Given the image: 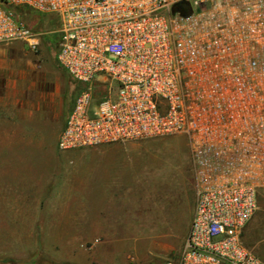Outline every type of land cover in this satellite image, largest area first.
I'll list each match as a JSON object with an SVG mask.
<instances>
[{
	"label": "built area",
	"instance_id": "obj_1",
	"mask_svg": "<svg viewBox=\"0 0 264 264\" xmlns=\"http://www.w3.org/2000/svg\"><path fill=\"white\" fill-rule=\"evenodd\" d=\"M55 14L58 62L83 84L60 150L185 135L196 204L168 264H262L242 240L264 187V0H0V42Z\"/></svg>",
	"mask_w": 264,
	"mask_h": 264
},
{
	"label": "rangeland",
	"instance_id": "obj_2",
	"mask_svg": "<svg viewBox=\"0 0 264 264\" xmlns=\"http://www.w3.org/2000/svg\"><path fill=\"white\" fill-rule=\"evenodd\" d=\"M13 10L40 34V44L33 48L22 40L0 42V264H168L177 260L196 204L187 137L173 134L60 150V133L83 84L73 81L57 63L59 18L20 7ZM94 148L98 150L92 156L89 151ZM7 162H134L133 181L126 185L124 223L116 225V230L77 231L63 223L35 230L36 215L30 207L58 200L34 198L36 193L28 191L25 180L6 173V165L12 164ZM60 185L69 191L81 184L68 176ZM59 201L69 212L70 200ZM258 205V221L245 243L264 264V187Z\"/></svg>",
	"mask_w": 264,
	"mask_h": 264
},
{
	"label": "crops",
	"instance_id": "obj_3",
	"mask_svg": "<svg viewBox=\"0 0 264 264\" xmlns=\"http://www.w3.org/2000/svg\"><path fill=\"white\" fill-rule=\"evenodd\" d=\"M96 150L98 148H94L92 152L88 151L94 156ZM7 163L12 164L6 165V173L14 179L25 180L29 186L28 191L36 193L34 198L58 200L43 204L40 202L39 205L30 207L35 209L30 211L31 214L36 215L33 221L35 230L53 229L46 225L61 223L69 224L70 230L77 231L116 230L119 229L116 225L124 223L126 185L127 182L133 181L130 170L135 167L134 162ZM68 176L73 177L74 182L81 185L73 190H63L60 184L63 177ZM64 197L70 200L69 212H65L63 208L65 204L59 201ZM258 208L259 205L257 210ZM256 212L243 228L242 240L245 245V239L253 230L254 222L258 221ZM63 215L68 218L61 220L59 217Z\"/></svg>",
	"mask_w": 264,
	"mask_h": 264
},
{
	"label": "trees",
	"instance_id": "obj_4",
	"mask_svg": "<svg viewBox=\"0 0 264 264\" xmlns=\"http://www.w3.org/2000/svg\"><path fill=\"white\" fill-rule=\"evenodd\" d=\"M21 8H23V7H21ZM24 9H26V8H24ZM35 12V11H34ZM36 13H38V14H40L39 12H36ZM15 14H16V16H17V18H18V14L15 12ZM45 14H49V15H54V16H56L55 14H52V13H45ZM28 24L29 25H31L30 24V22H28ZM32 26V25H31ZM57 62V61H56ZM58 64H59V62H57ZM70 75V74H69ZM71 77V76H70ZM71 79L73 80V81H75L72 77H71Z\"/></svg>",
	"mask_w": 264,
	"mask_h": 264
}]
</instances>
